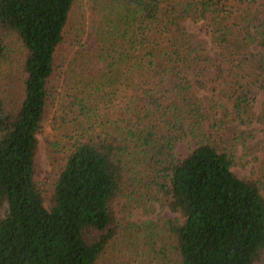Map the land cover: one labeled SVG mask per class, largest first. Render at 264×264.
<instances>
[{"label": "trees", "instance_id": "trees-1", "mask_svg": "<svg viewBox=\"0 0 264 264\" xmlns=\"http://www.w3.org/2000/svg\"><path fill=\"white\" fill-rule=\"evenodd\" d=\"M75 4L0 0V264H96L117 232L111 202L143 177L178 217L158 229L128 223L126 233L168 242L173 264H264L258 183L208 138L173 152V133L205 120L196 93L212 84L264 153V0H84L71 60L83 73H73L68 104L77 111L61 118L74 140L38 186L37 135ZM112 101L114 120L101 114Z\"/></svg>", "mask_w": 264, "mask_h": 264}, {"label": "rangeland", "instance_id": "rangeland-1", "mask_svg": "<svg viewBox=\"0 0 264 264\" xmlns=\"http://www.w3.org/2000/svg\"><path fill=\"white\" fill-rule=\"evenodd\" d=\"M83 1L76 0L66 25V35L56 52V63L63 60V68L58 69L57 77L55 75L53 95L55 94L56 99L52 102V106L47 107L43 128L37 135L34 178L38 186H42L56 176L65 153L74 140L72 136L75 131H70V126L62 122L61 118L62 111H68L69 114L77 111V106L72 107L74 110H69L68 104L75 98L74 87H71L73 73L74 71L83 73V69H77L76 63L71 61L79 46L74 42V34L76 28H80V16L84 9ZM195 27V25H189L190 30H194ZM70 61L71 65L68 67ZM201 87L197 89L196 94L200 99L205 120L198 124H186L181 130L173 133L175 156L179 158L184 156L194 146L196 140L202 137L208 138V141L220 150L228 151L232 157L231 170L239 177L257 182L264 197V153L257 148L258 135L256 136L255 132L249 129L252 125L238 124L232 120L229 113L231 101L228 93L224 92L225 87L224 91L212 89V84H204ZM252 94H255L254 103L258 106L262 94L255 90H252ZM115 102L109 103L101 114L112 120L117 118L119 109ZM253 113L256 116L257 109ZM155 188L150 180L143 177L137 180V184L129 183L128 186H124L123 193L113 199L111 211L117 225V232L96 264H173L168 242L156 237L153 240L151 238V244L145 245L144 242L149 241L150 238H139L140 234L137 231L133 233L130 230L126 233L128 223L141 224L152 221L158 229L163 220L178 217L177 213L153 199L155 196L158 197ZM131 190L135 191L131 192ZM145 233L142 234L145 235ZM161 246H165L166 250Z\"/></svg>", "mask_w": 264, "mask_h": 264}]
</instances>
